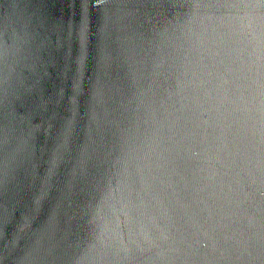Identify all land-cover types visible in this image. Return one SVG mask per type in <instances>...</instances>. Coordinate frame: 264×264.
<instances>
[{"label": "water", "instance_id": "obj_1", "mask_svg": "<svg viewBox=\"0 0 264 264\" xmlns=\"http://www.w3.org/2000/svg\"><path fill=\"white\" fill-rule=\"evenodd\" d=\"M0 264H264V0H0Z\"/></svg>", "mask_w": 264, "mask_h": 264}]
</instances>
